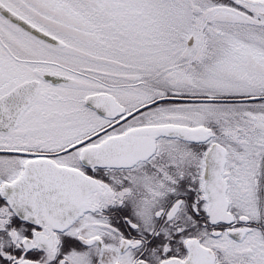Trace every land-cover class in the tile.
Segmentation results:
<instances>
[{
    "label": "snow or ice",
    "instance_id": "obj_1",
    "mask_svg": "<svg viewBox=\"0 0 264 264\" xmlns=\"http://www.w3.org/2000/svg\"><path fill=\"white\" fill-rule=\"evenodd\" d=\"M0 264H264V0H0Z\"/></svg>",
    "mask_w": 264,
    "mask_h": 264
}]
</instances>
